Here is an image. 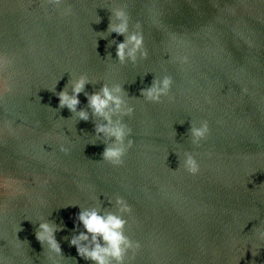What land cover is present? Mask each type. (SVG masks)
Instances as JSON below:
<instances>
[{
    "label": "water",
    "instance_id": "water-1",
    "mask_svg": "<svg viewBox=\"0 0 264 264\" xmlns=\"http://www.w3.org/2000/svg\"><path fill=\"white\" fill-rule=\"evenodd\" d=\"M66 5L72 15L61 17L51 8L45 14L39 0L31 7L28 0L0 2V53L14 58L12 91L0 98V127L10 123L16 130L0 134V261L91 264L70 244L78 234L74 217L92 208L116 213L120 197L132 209L125 235L141 245L125 264H264L258 238L264 230V3ZM116 11L128 14L130 33L142 26L146 59L117 61L124 38L108 31ZM173 34L184 48L171 44ZM173 54L188 55L190 63L181 65ZM164 77L173 81L169 96L148 102L141 89ZM81 78L89 83L78 111L88 113V123L58 107L57 93L71 95ZM117 84L134 110L121 120L132 129L134 146L114 168L102 161L95 127L103 121L92 117L86 97ZM201 120L210 131L197 147L189 129ZM185 152L197 159L198 175L171 172ZM41 223L57 229L62 256L36 241Z\"/></svg>",
    "mask_w": 264,
    "mask_h": 264
},
{
    "label": "clouds",
    "instance_id": "clouds-1",
    "mask_svg": "<svg viewBox=\"0 0 264 264\" xmlns=\"http://www.w3.org/2000/svg\"><path fill=\"white\" fill-rule=\"evenodd\" d=\"M260 2L264 3V0H260ZM28 3L31 7L34 0H28ZM39 3L40 7L45 10V14L51 8L57 11L61 17L72 15L73 10L71 6L66 5V0H39ZM112 15L115 24L113 25L110 22L109 33L124 38L123 42L116 45L117 61L120 64H124L126 61L134 64L138 57L146 59L147 51L144 47L142 26L137 24L136 30L130 33L128 14L125 11H116ZM170 40L176 48L185 47L183 40L174 34L170 36ZM173 58L181 65L190 63V58L186 54H173ZM13 63L14 58L0 53V98L12 91L9 83L12 73L9 70ZM88 83L87 79L81 78L74 83L71 95L66 91L57 93L58 107L61 109L66 108L79 122L83 123H88L90 117L87 112L78 111L80 108L78 98L84 92ZM172 84L173 81L170 77H164L160 81L154 80L150 87L141 89L140 94L148 102L158 104L162 98L169 96ZM244 91L246 92L247 89H244ZM123 96V90L117 84L112 87H103L99 95L86 97L92 117L103 121L95 127V135L99 142L104 145L102 161L114 168L123 165L126 154L134 146V141L130 138L132 129L121 122L123 117H131L134 110L128 106ZM114 117L116 119H113ZM5 130L10 136L16 134V130L10 123H5L3 127H0V134H3ZM209 131L207 120H201L198 124L191 123L189 135L192 144L198 147L202 141L207 139ZM43 146L42 150H44ZM59 151L64 156L69 155V152L63 147H60ZM178 170H183L190 176H196L200 173V165L192 153L185 152L182 158L179 157V167L171 172L176 173ZM114 203L117 209L116 213L106 212L101 214L96 208H92L79 210L75 215L73 228L78 234L72 238L70 244L82 260L89 261L91 264H125L129 253L134 258L140 250V243L129 239L125 235L127 227L125 217L131 215V207L120 197H116ZM20 230H16L17 247L19 246L17 233ZM56 231V228L41 223L34 236L42 247L47 246L50 252L60 257L62 251L55 239ZM258 238L264 240V230H258ZM0 264H3V261H0Z\"/></svg>",
    "mask_w": 264,
    "mask_h": 264
},
{
    "label": "snow or ice",
    "instance_id": "snow-or-ice-1",
    "mask_svg": "<svg viewBox=\"0 0 264 264\" xmlns=\"http://www.w3.org/2000/svg\"><path fill=\"white\" fill-rule=\"evenodd\" d=\"M0 2H2V0H0Z\"/></svg>",
    "mask_w": 264,
    "mask_h": 264
}]
</instances>
